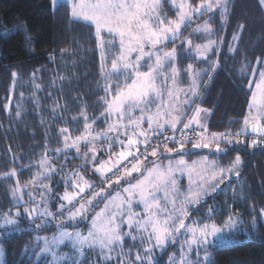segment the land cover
<instances>
[{"label":"snow or ice","instance_id":"obj_1","mask_svg":"<svg viewBox=\"0 0 264 264\" xmlns=\"http://www.w3.org/2000/svg\"><path fill=\"white\" fill-rule=\"evenodd\" d=\"M258 3L264 8V0ZM50 5L55 10L67 8L71 21L93 34L101 59L102 79L94 105L99 112L89 118L84 101L77 100L78 116L71 119L83 125L82 131L73 135L67 126L61 127L60 146L51 150V156L44 146L27 184L21 185L22 172L16 167L0 174V180L9 184L12 205L0 210V228L22 233V220L34 230L55 222L51 237L37 235L22 248L40 264H159L154 253L177 244L179 255L173 253L170 264H214L208 249L229 245L242 221L228 214L217 225L218 209H209L201 221L190 217L205 197L232 188L225 181L240 177L244 161L237 154L222 167L209 156L238 152V145L264 150V58L257 57L255 67L248 63L240 68L254 90L248 92L247 114L234 122L233 128H238L210 132L208 110L200 106L204 82L224 71L219 59L224 42L218 37L229 19L231 0H50ZM217 22L220 28L214 32ZM244 28L243 23L237 26L228 52L238 51ZM189 30L202 42L194 44L186 35ZM8 39L6 33L4 40ZM188 59L193 62L177 66ZM15 114L20 116L19 106ZM72 155L83 163L69 172ZM192 155L201 159L189 163L185 157ZM58 160L67 161L59 170ZM89 171L92 176L85 175ZM185 175L190 187L182 193L178 180ZM56 177L62 180V193L53 191ZM113 184L117 189L108 191ZM237 198H243L240 185L233 190V199ZM256 227L254 216L251 230Z\"/></svg>","mask_w":264,"mask_h":264},{"label":"trees","instance_id":"obj_2","mask_svg":"<svg viewBox=\"0 0 264 264\" xmlns=\"http://www.w3.org/2000/svg\"><path fill=\"white\" fill-rule=\"evenodd\" d=\"M164 11L169 17L173 16L167 6ZM240 23L245 28L236 45L238 51L233 54L226 46L232 43V34ZM218 25L220 28L219 22ZM6 33L10 35L7 41L4 40ZM220 37L225 38L223 51L219 53L224 71L218 70L211 80L204 82L200 99V106L209 113L206 123L210 132L233 128L234 122L247 114L248 92L254 88H248L247 78L241 76L240 68L248 63L255 67L256 58H264V8L258 0H234ZM67 69L74 75L61 80ZM100 70V50L92 32L81 23H73L67 8L55 10L50 0H0V174L16 167L18 173L22 172L21 185L27 184L44 146L47 145L49 156L52 149L60 146L58 130L67 126L70 132L77 134L83 128L71 119L78 116L77 100L84 101L88 114L93 116L97 112L98 115L93 100ZM13 72L17 74L15 78ZM80 85L81 90L76 88ZM17 106L19 117L15 114ZM65 107L68 111H64ZM238 127L235 125L233 130ZM237 148L238 152L209 156L230 165L239 154L244 164L240 177L225 183L232 188L218 192L199 210L206 214L211 208L218 209L214 221L217 225H221L228 214L242 221L229 245L211 248L214 264H264V217L260 216V210L264 209V150L239 145ZM70 160V163L64 160L55 163L57 166L67 163L68 168L78 164L76 157ZM237 185L243 187V198L234 200L233 190ZM8 186V182L0 180V208L11 204ZM254 216L257 227L252 231ZM21 226L22 233L0 239L5 264H40L26 256L22 248L37 235H53L56 225L34 230L29 222L22 220ZM175 250L170 247L158 254L159 264H170Z\"/></svg>","mask_w":264,"mask_h":264},{"label":"rangeland","instance_id":"obj_3","mask_svg":"<svg viewBox=\"0 0 264 264\" xmlns=\"http://www.w3.org/2000/svg\"><path fill=\"white\" fill-rule=\"evenodd\" d=\"M233 1H234V0H231L232 3H233ZM168 16H169V15H168ZM207 19H208V17H205L204 20H207ZM197 23H203V22H199V21H197ZM212 29H213L214 32H217V31L219 30L218 22L212 25ZM186 35L189 36L190 38H193V43H194V44H195V43H201V42H202L201 39H199V38H197V37H192V36H191V30H189V32H188ZM218 38H219V39H222L223 42H224V40H225L224 37H220V32H219V37H218ZM222 51H223V46H222V48L220 49V52H222ZM220 52H219V53H220ZM209 55H210V57H211L212 54L210 53ZM192 62H193L192 60L188 59V60H185V61L183 62V64H178L177 66H178V67H186V66H187V63H192ZM202 66H205V67H206V65H202ZM105 67H106V68L108 67V65H107V61H105ZM100 73H101V70H100ZM72 74L74 75V73H72L71 71H69V70L67 69L66 72L64 73V79H66L65 76H67L68 78L72 77ZM181 77H183V72H181ZM101 79H102V77H101V74H100L99 83H98L97 86L95 85V88H96V90H97V93L100 91L99 85H100ZM76 88H78L79 90H81V88H83V87L80 85L79 87H76ZM85 88H86V86H85ZM202 89H203V88H202ZM201 93H202V90H201ZM97 100H98V96L96 95L95 98H94V100H93L94 105H96ZM86 108H87V107H86ZM94 109H97V111L99 110L98 108H95V107H94ZM86 112H87V111H86ZM94 114L96 115L97 112H96V113L94 112ZM87 115L89 116V118L92 117V115L88 114V112H87ZM98 125H99V121L97 122V125H94V128H98ZM82 127H83V125H82ZM78 129H79V127H78ZM81 131H82V129H81ZM69 132H70V131H69ZM79 132H80V131H79ZM79 132H78V133H79ZM70 133H72L73 135H76V133H73V132H70ZM78 133H77V134H78ZM72 151H73V153H74V150H72ZM82 152H83V146H82ZM73 157H76V156H75V155H72L70 158H73ZM76 158L78 159V162H77L78 164H76L75 166L70 167V168L67 167V170H68L69 172H71V171H73V170L79 168V167L82 165L83 161H82L81 159H79L78 157H76ZM185 159L188 160L189 163H191L192 161H198V160H200L201 157L199 156V157H196V159H195V158H193V157L191 158V156H188V157H185ZM209 160H210V161H211V160H215V163H216L217 165H219V166H222V167H227V166H228V165H226V164H223L222 161L217 160V159H214V158H210V157H209ZM147 163H148V162L145 161V164H147ZM57 168H58V170H59L60 166H57ZM85 175H86V176H92L93 173H92L91 171H89V172L85 173ZM133 175L135 176L136 174H133ZM235 178H237V177H233L232 179H235ZM128 179L131 180L132 177H129ZM226 182H227V180L225 181V183H226ZM93 183H97V182L95 181V179L93 180ZM121 183L123 184L124 181H121ZM52 185H53V191H54V193H56V192H61V193H62V180H61L60 177H56V178L52 181ZM58 186H59V187H58ZM223 186H224V185H221L222 188H223ZM178 187H179V189H180V191H181L182 193L187 192V190H188V188L190 187V185H189V181H188L186 175L178 180ZM116 189H117V185L113 184L112 189H108V191H114V190H116ZM217 193H218V192H215V193H213L211 196H209V197H205V199H204V201L201 203V205L205 204L209 199H211L212 197H214ZM54 205H55V200H52V201H51V204H50V207H52V210H53V211H55V207H54ZM201 205H198V206H197L198 211H193V213H192V215H191V217H190L191 220H194V221H201V220H204V219L206 218V216H207V214H208L209 211H208L206 214H205L204 212L202 213V212L199 210V207H200ZM11 206H12L11 204H8V203H7L3 208H0V210L7 209V208H9V207H11ZM211 209H212V208H211ZM212 210H214V209H212ZM91 214H92V213H91V210H90V211H89V215H91ZM236 217H237V216H236ZM238 218H239V217H238ZM52 224L56 225L55 222H52V223H50L48 226H50V225H52ZM240 226H241V224H240ZM240 226H239V228H240ZM79 227L81 228V230L84 229V225H83V224L79 225ZM0 231H2V233H3V235L0 236V239H3L4 237L9 236V235H11V234H14V233H12V232H8V231H7L6 229H4V228H0ZM47 236L51 237L52 235H47ZM129 243H130V242H129ZM171 247H175V248H176V250L174 251V253H176V255H177V257H178V255H179V248H180V245L177 244V245H173V246H171ZM0 248H2V249H3V252H4L3 256H0V264H5V250H4V247H2V246H1ZM211 248H212V247H210V248L208 249V251H209V253H210V256H212V255H211ZM158 254H161V252H160L159 250H157V251L154 253L153 258L157 260V259H158ZM202 255H203V252H201V256H202ZM171 258H174L173 255L171 256ZM42 259H43V258H42ZM50 259H51V258L49 257L48 260L50 261ZM92 259L95 260L96 257H93Z\"/></svg>","mask_w":264,"mask_h":264}]
</instances>
